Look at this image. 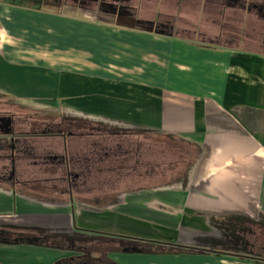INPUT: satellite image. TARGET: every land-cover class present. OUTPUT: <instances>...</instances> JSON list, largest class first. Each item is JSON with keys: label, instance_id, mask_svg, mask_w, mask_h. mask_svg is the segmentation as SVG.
Wrapping results in <instances>:
<instances>
[{"label": "crops", "instance_id": "0c3cea01", "mask_svg": "<svg viewBox=\"0 0 264 264\" xmlns=\"http://www.w3.org/2000/svg\"><path fill=\"white\" fill-rule=\"evenodd\" d=\"M4 124L0 264H229L264 207V0H0Z\"/></svg>", "mask_w": 264, "mask_h": 264}, {"label": "rangeland", "instance_id": "374dc122", "mask_svg": "<svg viewBox=\"0 0 264 264\" xmlns=\"http://www.w3.org/2000/svg\"><path fill=\"white\" fill-rule=\"evenodd\" d=\"M147 61L154 62L155 65V58H148ZM51 119L58 120V116L52 115ZM36 120L38 121V119ZM261 211L259 217H256L257 219L251 220L253 224L245 223L243 225L245 227V242L243 244L235 248L223 246V262H228L225 259L228 258L229 264H264V207L261 208ZM245 221L250 222V219ZM85 258H91L90 252L86 254ZM100 264H109V261L105 259Z\"/></svg>", "mask_w": 264, "mask_h": 264}, {"label": "flooded vegetation", "instance_id": "af4514ba", "mask_svg": "<svg viewBox=\"0 0 264 264\" xmlns=\"http://www.w3.org/2000/svg\"><path fill=\"white\" fill-rule=\"evenodd\" d=\"M11 124L8 126V128L5 126V124H4V126H2V130H1V128H0V132H2V131H5V128H7V129H11ZM15 125H14V127H13V130H15Z\"/></svg>", "mask_w": 264, "mask_h": 264}, {"label": "trees", "instance_id": "16d2710c", "mask_svg": "<svg viewBox=\"0 0 264 264\" xmlns=\"http://www.w3.org/2000/svg\"><path fill=\"white\" fill-rule=\"evenodd\" d=\"M109 264H111V263H109Z\"/></svg>", "mask_w": 264, "mask_h": 264}]
</instances>
